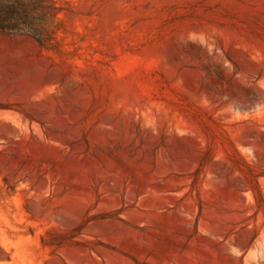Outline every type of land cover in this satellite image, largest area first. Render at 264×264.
<instances>
[{
    "label": "rangeland",
    "instance_id": "obj_1",
    "mask_svg": "<svg viewBox=\"0 0 264 264\" xmlns=\"http://www.w3.org/2000/svg\"><path fill=\"white\" fill-rule=\"evenodd\" d=\"M0 33V264H264V0H55Z\"/></svg>",
    "mask_w": 264,
    "mask_h": 264
},
{
    "label": "trees",
    "instance_id": "obj_2",
    "mask_svg": "<svg viewBox=\"0 0 264 264\" xmlns=\"http://www.w3.org/2000/svg\"><path fill=\"white\" fill-rule=\"evenodd\" d=\"M59 10L55 0H0V33L30 35L53 47Z\"/></svg>",
    "mask_w": 264,
    "mask_h": 264
}]
</instances>
